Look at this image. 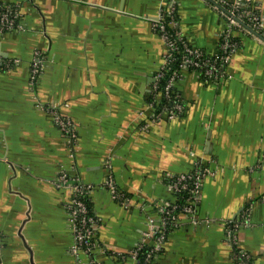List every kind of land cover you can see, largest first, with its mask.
<instances>
[{
    "label": "crops",
    "instance_id": "crops-1",
    "mask_svg": "<svg viewBox=\"0 0 264 264\" xmlns=\"http://www.w3.org/2000/svg\"><path fill=\"white\" fill-rule=\"evenodd\" d=\"M162 1L0 0L19 14V28L0 35V59L11 64L0 66V264H134L129 253L158 206L174 202L166 178L197 163L210 170L199 221L181 217L151 264H264V43L235 32L240 49L225 77L184 72L174 87L184 113L145 129L166 53L152 25ZM250 9L264 23V0ZM223 14L181 0L189 46L217 55ZM36 54L45 65L33 85ZM50 109L72 123L73 139ZM63 175L86 188L90 257L72 252ZM111 176L133 198L129 210L105 188Z\"/></svg>",
    "mask_w": 264,
    "mask_h": 264
},
{
    "label": "built area",
    "instance_id": "built-area-1",
    "mask_svg": "<svg viewBox=\"0 0 264 264\" xmlns=\"http://www.w3.org/2000/svg\"><path fill=\"white\" fill-rule=\"evenodd\" d=\"M180 1L181 0H163L159 9L158 18L152 21L153 28L162 41L166 53L163 57L160 70L155 77L154 90L156 94L154 100L148 106V109L153 113L150 115L148 125L145 129L156 124L164 113H168L170 119H174L176 116L184 113L185 108L179 96L175 95L174 87L183 73L189 72L188 69H201L202 73L197 72L195 74L207 82L215 83L223 79L225 77L226 66L229 64L232 56L240 49V43L232 39L233 34L235 37V32L237 31L244 30L248 32L235 22L233 18L223 14L227 23L220 35L218 44L219 53L215 56H208L203 51L189 46L186 39L179 31L175 34L170 32V30L179 27L177 15ZM214 1L227 10L232 16L246 23L255 31L260 33L264 32L263 20L250 9L253 0H234L231 4L225 3L222 0ZM18 18V12H15L9 7H1L0 35L18 29ZM248 34L250 33L248 32ZM176 53L181 54L180 71H177L174 76L168 78L164 86L163 98H158V90L160 89L159 83L164 79V73L167 67L175 61ZM10 65V62L0 59L1 67H8ZM44 65L45 58L40 54H36L31 64V81L33 85L42 75ZM168 103L170 104L169 107L167 106ZM48 113L54 124L57 125L61 131L69 134L73 139L72 123L52 109L48 110ZM139 115L143 116V112L141 111ZM208 175H210V170L204 165L197 163L191 173L166 178L169 189L173 195L177 196L185 192L188 194L184 197V203L181 205L173 202L169 205L158 206L157 223H155V221L149 223L140 242L137 244L136 248L129 253L133 261L137 260L139 250L148 248L149 253L143 264H150L152 257L154 255H159L165 248L167 231L169 228H177L181 223V217L186 218L187 221L192 224L199 221L198 203L200 190L203 179ZM60 182L62 186L60 188L71 193L66 209L73 236L72 252L75 255L84 252L90 257L96 247L93 229L96 220L91 215L88 205L83 201V198L86 196V188L81 184L70 182L65 175L61 176ZM105 188L108 190L112 199L119 202L125 209L129 210L132 207L133 198L117 188L112 176L106 183Z\"/></svg>",
    "mask_w": 264,
    "mask_h": 264
},
{
    "label": "trees",
    "instance_id": "trees-1",
    "mask_svg": "<svg viewBox=\"0 0 264 264\" xmlns=\"http://www.w3.org/2000/svg\"><path fill=\"white\" fill-rule=\"evenodd\" d=\"M177 20H178V17H177ZM178 21H179V20H178ZM247 23H248V22H247ZM178 31L181 33L179 27H177L176 29H172V30H170V32L173 33V34H175V33L178 32ZM181 34H182V33H181ZM262 34H264V32H262ZM232 39H233V41H237V42H239V40L236 39V38L234 37V34H233V36H232ZM239 43H240V42H239ZM203 52H204V51H203ZM204 53H205V52H204ZM205 54H206V53H205ZM180 65H181V54H180V53H176V55H175V61H174L170 66L167 67V69H166V71H165V73H164V79H162V80L160 81V83H159V87H160V89L158 90V96H159L158 98H163V90H164V86H165V84H166L168 78L174 76V74L177 73V71H178V72L180 71ZM188 71H189L190 73H193V74H195V73H197V72L202 73V70H201V69H192V68H190V69H188ZM180 78H181V77H180ZM174 92H175V95L179 96L177 90L174 89ZM167 106L169 107L170 104L168 103ZM186 194H188V193L185 192V193H183V194H181V195H177V196H175V198H174L173 201H174L176 204H178V205L183 204V203H184V199H185L184 197L187 196ZM83 201L88 205V201H87L86 196L83 198ZM171 230H172V229L169 228V230L167 231V233H166L167 237H168L169 233L171 232ZM148 253H149V249H148V248H144V249L139 250L137 260L134 262V264H143V262H144V260H145V258H146V256H147ZM155 258H156V255H154V256L152 257L150 264L153 262V260H154Z\"/></svg>",
    "mask_w": 264,
    "mask_h": 264
},
{
    "label": "water",
    "instance_id": "water-1",
    "mask_svg": "<svg viewBox=\"0 0 264 264\" xmlns=\"http://www.w3.org/2000/svg\"><path fill=\"white\" fill-rule=\"evenodd\" d=\"M207 2H209L210 4H212L213 6H215L216 8H218L219 10L223 11L225 14H227L228 16H230L231 18H233L235 20V22H237L239 25H241L246 31H248L252 36L256 37L258 40H260L261 42L264 43V34L255 31L254 29H252L250 26H248L246 23L240 21L239 19H237L236 17L232 16L227 10H225L222 6H220L217 2H215L214 0H206Z\"/></svg>",
    "mask_w": 264,
    "mask_h": 264
}]
</instances>
